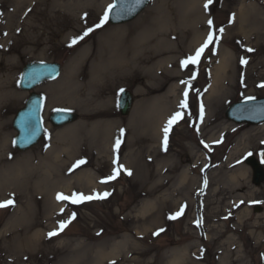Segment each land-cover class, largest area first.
<instances>
[{
	"label": "rangeland",
	"instance_id": "obj_1",
	"mask_svg": "<svg viewBox=\"0 0 264 264\" xmlns=\"http://www.w3.org/2000/svg\"><path fill=\"white\" fill-rule=\"evenodd\" d=\"M2 1L0 0V3ZM113 1L108 0L104 14L108 12ZM163 1L167 0H151L146 10L132 22L115 26L109 24L107 20L100 27L96 25L76 44H71V41L83 35L84 32L67 39L61 38L54 44L50 54L44 56L32 54L29 52L31 45L20 49L15 61L18 65L15 75L18 100L8 107L9 113L0 125V170L15 166L20 162L19 160L29 156H36V164L39 165L46 157L54 160L58 155L61 163L54 173L56 175L59 172V175L60 173L63 175V171L67 172L70 169L69 180L73 186L66 189L61 183L57 186L56 198L60 194L90 196L107 192L111 195L104 199H93L80 204L58 200V207L50 210L49 215L46 216L43 215V210L47 208L46 202L43 199L34 202L39 195L34 196L33 190L29 191L31 194L29 193L28 196L23 193V190H18L16 194H24V196L17 200L11 198L12 194L0 196V202L9 199L13 201L12 205L0 208V264H75L74 261L76 264H85L86 261L83 260L88 257L92 261L99 248L102 249L106 245L109 246V251L115 244L127 241L126 248L115 257L97 260V262L89 261V264H171L175 251L184 253L183 259L178 264H264V211L256 212L254 209L255 205H260L264 210V184L260 188L254 186L252 170L245 160L248 155H255L264 163V156H262L264 132L257 130L250 134L249 147L236 160L228 162L230 153L244 131L261 125H237L226 118L225 112L231 104L238 101L248 100L249 97L254 99L264 97V87H261L264 85V75H262L264 53L253 57L246 51L249 46L256 44L252 37L249 39L250 43L245 42V37L242 35L239 37L226 34L237 18L238 8L243 0H212L207 9L204 6L208 0L203 1L202 7L207 12V20L212 21V26L210 28L208 24L206 29L203 27L195 29L201 33V36L205 35L204 42L192 47L195 36L190 37L185 32L180 36L179 60L181 61L195 54L196 50L205 43L209 32L213 33L214 41L218 37L219 42L209 44L198 64H189L186 67L180 64L178 68L170 67L171 75L165 74L162 83L163 92L179 84L178 82L184 81L178 89L180 98L176 102V105L180 107L182 118H178L173 124L167 147L163 143V134H161V145H152V141L143 146L133 144L136 137L132 135L130 119L141 101L137 91L142 88L140 84L146 81L142 73L135 75L130 82L117 88L111 105H105V103H95L89 107L86 105V112L69 108L61 103L50 105L52 93L49 86L55 85L63 78L69 64L79 52L88 48V57H92L98 48L100 36L105 30L125 26L133 29L144 16L158 8L159 3ZM259 3L264 2L259 0ZM6 15L7 13L0 6V29L6 28L1 24ZM220 28L224 29L223 33L219 32ZM132 33L134 35L135 31ZM8 34L9 31H6L4 36L0 37V43L7 40ZM48 37L45 35V38ZM11 40L9 39V43ZM43 41L46 42L45 39ZM225 45L238 53L240 60L235 65L234 89L230 98L222 105L219 115V122L224 123L228 128L214 135L204 128L208 125L209 115H215L216 112L207 110L204 103L213 83L214 68L220 58V49ZM48 47L43 45L42 49ZM184 53H186L185 57ZM241 58L247 63L241 64ZM33 62H58L62 65V72L57 80L46 82L37 89L45 100L43 109L45 136L42 142L33 149L20 153L14 146L16 132L12 123L16 112L24 106L29 96L19 87L23 67ZM85 70L87 72L88 69H81L80 72L84 73ZM250 70L255 73L249 75ZM180 71L188 75L186 80L181 79L178 74ZM246 84L252 86L245 89ZM186 89L187 97L184 95ZM125 90L130 91L134 97V105L128 117H123L119 110L120 95ZM163 92L152 94V98ZM185 99L187 106L182 108L181 103ZM201 105L203 117H201ZM58 110L73 111L78 114L79 119L69 126L54 128L49 122V116ZM108 111L111 113H107ZM170 117L164 122V127ZM104 121L114 122L115 130L112 135H106L101 130L99 124ZM80 124H85L84 131L77 136L78 139L75 142L80 153L72 159V156L68 155L69 158L66 159L64 156L67 154L61 153L63 148L58 145L59 136L69 129L77 128ZM212 136L215 141L210 142ZM5 139L7 150L2 153V144ZM117 139L121 141L118 150L115 148ZM142 149L145 151L142 152ZM157 152H160L159 156ZM69 159L72 160L70 163ZM114 160L116 163H113ZM78 161H84V163L77 166ZM118 165L123 166L119 174L115 179L108 180ZM164 165H167L165 169L176 166L177 177L186 172L189 177L186 184L178 186L171 183L160 188V185H163L160 174ZM207 167L210 169H206ZM218 169L228 173V176L243 169L246 175L237 183L229 181L228 178L225 182L219 183V177L214 176ZM38 172L42 171L38 170ZM128 172H131V175H128ZM80 173H88V177L93 180L95 186L81 188L76 181ZM192 179L198 182H191L186 189L185 186ZM178 187L184 188V192L176 191ZM151 188L152 192H150ZM37 192L40 193V191ZM29 197L34 198L33 213L35 216L39 215V218L41 216L39 225L45 231L36 239L39 247L32 255L28 253L20 255L19 260L14 261V259H8L11 256L9 254L11 232L5 233L4 230L18 206L27 202ZM147 205L149 206L144 212ZM181 208L184 211L180 217L169 219ZM73 213H75V219H72L68 226L60 231V222L68 221ZM161 229L163 231H160ZM54 231L58 234L50 237L49 233ZM134 259H139L138 263H134Z\"/></svg>",
	"mask_w": 264,
	"mask_h": 264
},
{
	"label": "bare ground",
	"instance_id": "obj_2",
	"mask_svg": "<svg viewBox=\"0 0 264 264\" xmlns=\"http://www.w3.org/2000/svg\"><path fill=\"white\" fill-rule=\"evenodd\" d=\"M203 1L205 0L163 1L159 3V7L157 4L159 9L150 11L133 29L125 26L105 30L100 36L94 55L88 57V48L83 49L69 64L63 78L55 85L49 86L52 93L50 105L61 103L83 112L87 110L86 105L87 107L95 103L111 105L114 102L117 88L130 82L135 75L142 73L145 76L144 81H146L140 84L142 88L137 91L141 101L130 119L132 135L136 137L133 144L143 146L152 141V145H161L164 122L169 116L172 117L177 112L181 113L176 102L180 98L178 89L184 81L178 82L179 84L173 85L165 92H163L162 83L165 74L171 75L170 67H180L182 62L179 60L181 56L180 36L182 34L188 33L190 37L195 36L193 44H191L192 47L204 42L205 35L201 36V33L195 29L197 27L208 28L207 12L202 7ZM260 1L264 2V0ZM13 2H15L14 5H11ZM258 3L259 0H243L242 5L238 8L237 18L226 32L231 36H244L245 42L251 43L249 41L251 37L255 39L256 44L247 48L253 49L250 52L253 57L264 53V3ZM107 4L108 0H3L0 3L4 12L7 13L1 23L6 28L0 29V37L9 31L7 40L0 43V125L9 113L8 107L18 100L15 80L18 65L15 61L20 49L31 45L32 48L29 52L32 54L39 56L50 54L54 44L61 38L67 39L81 34L99 24ZM133 31H135L134 35H132ZM188 31L192 33L190 34ZM31 34H33V38ZM45 35L49 37L45 38ZM9 39H12L10 43ZM44 39L46 42L43 41ZM43 45L49 47L42 49ZM40 49L42 52L39 51ZM183 56L185 57L186 53ZM239 60V54L233 49L226 45L220 49V58L214 68L213 83L204 103L207 110L216 112L215 115H209L208 125L204 128L214 135L216 132H223L228 128L224 123L219 122V115L222 105L230 98L234 89V70ZM84 68L88 69L87 72L86 70L84 73L80 72ZM251 70L249 75L255 73ZM178 74L184 80L188 77L184 71H180ZM262 75H264V71ZM251 86L246 84L245 89H249ZM159 91H162L163 94L152 98V94ZM99 125L106 135L114 133V122L104 121ZM84 127L85 124H80L77 128L69 129L59 136L58 145L63 148L61 153L67 154L64 156L66 159L71 156L72 159L77 153H80L75 142L78 139L77 136L84 131ZM257 130L264 132V125L244 131L230 153L228 162H233L240 157V154L250 145L249 135ZM94 135L96 137V133ZM213 141L215 139L212 136L210 142ZM2 148V153H5L7 150L6 139ZM148 148L149 146L146 151ZM144 151L145 149H142V152ZM159 154L160 152L157 155L159 156ZM68 155L70 156L68 157ZM55 157L54 160H49L46 157L37 165V157L29 156L19 160L20 162L15 166L0 170V196L12 194L11 198L17 200L24 196L19 193L17 195L18 190H23L26 196L31 194L30 190H33L34 196L39 195L34 202L39 199L45 200L47 208L43 210V215H49L50 210L58 207L57 186L61 183L63 186L65 185L66 189L73 186L69 180L70 169L67 172L63 171V175L61 173L59 175V172L55 175L54 170H57L61 163L59 156ZM71 161L69 159V163ZM165 167L167 165L163 166V171L161 170L160 174V178L163 179V185H160V188L171 183L178 184V186L186 184L189 179L186 172L177 177L178 168L176 166L166 169ZM206 169L209 170L210 167ZM224 169L226 170V168ZM38 170L42 172L39 173ZM172 174H174L173 177ZM245 175L246 172L243 169L233 172L229 176L228 173L219 171V169L214 174L215 177H219V183L225 182L226 178L237 183L243 180ZM76 181L81 188L82 186L90 188L95 186L93 180L88 177V173H80L76 177ZM191 182L197 183L198 180H189L185 186L186 189ZM183 190L184 188L179 189L178 187L176 191L184 192ZM150 192H152V188ZM31 198L29 197L27 202L18 206L4 230L5 233L11 232L9 235L12 237L9 239V254L11 256L8 259H14V261H18L20 255L27 253L32 255L39 247L36 239L41 237L45 231L39 225L41 216L39 218V215L35 216L33 213L34 198ZM148 206L145 207L144 212ZM127 243L128 241L115 244L109 251V246L105 245L104 248L98 249L92 261L88 257L83 261H86L85 264H89L97 262V260L115 257L122 249L126 248ZM183 254L175 251L170 263L178 264L183 259ZM138 260L134 259L133 262L138 263ZM74 263L76 264L75 261Z\"/></svg>",
	"mask_w": 264,
	"mask_h": 264
},
{
	"label": "water",
	"instance_id": "obj_3",
	"mask_svg": "<svg viewBox=\"0 0 264 264\" xmlns=\"http://www.w3.org/2000/svg\"><path fill=\"white\" fill-rule=\"evenodd\" d=\"M150 0H115V4L109 12L111 24L127 23L135 19L148 5ZM60 65L50 63H31L24 67L20 81L23 91L31 92L46 80H52L59 76ZM133 104L132 94L128 91L122 93L120 110L123 116H128ZM43 98L32 92L26 106L19 110L14 119V129L18 132L15 138V147L23 152L37 145L43 137V124L41 118ZM229 120L237 124L247 123L257 125L264 122V99L248 100L232 105L226 113ZM78 116L72 112L56 111L51 114L50 121L54 127H62L73 123ZM247 163L253 170V184L261 186L264 183V168L255 158L250 157ZM256 212L261 210L255 208Z\"/></svg>",
	"mask_w": 264,
	"mask_h": 264
},
{
	"label": "snow or ice",
	"instance_id": "obj_4",
	"mask_svg": "<svg viewBox=\"0 0 264 264\" xmlns=\"http://www.w3.org/2000/svg\"><path fill=\"white\" fill-rule=\"evenodd\" d=\"M136 3L137 4L141 3V0H136ZM211 3H212V0H208V3L205 4L204 7L207 9L208 6H209V4H211ZM111 7H113V6H110L109 7V11L111 10ZM108 19H109L108 12H105V14H104L103 18L101 19L100 23L97 24V27H100L101 25H103L105 22H107ZM208 24H209V27L211 28L212 21L209 20L208 21ZM90 31H92L91 28H89L88 30H86L83 33V35L79 36L78 38H73V40L71 41V44H76L78 42V40H82L85 36H87L89 34ZM223 31H224L223 28H220L219 29V32L220 33H223ZM213 42L218 43L219 42V38L216 37L215 38V41H214V35H213V33L212 32H209L208 37H207L205 43L200 48H198L196 50V52H195L194 55L189 56L187 59L183 60L181 62L182 66L183 67H186L189 64H192V65L198 64V62L200 60V57L203 54L204 50L206 48H208L209 44H211ZM246 51L251 52V51H253V49L249 48ZM240 63L241 64H246L247 61L245 59L241 58ZM261 87H264V85H261ZM184 95H185V97H187L188 93L185 92ZM248 99L251 100V99H254V98L249 97ZM186 106H187V101L185 99V101H183L181 103V107L184 108ZM200 111H201V117H203V106L202 105H201V110ZM178 118H182L181 117V113H179V112H177L175 115H173L169 119V121L167 122V124L165 125V127L163 128V136H164L163 143H164L165 147H167V144H168V137H169L170 130H171L173 124L175 122H177ZM121 135H123V130H121ZM120 143H121V141L119 139H117L116 140V144H115V148L117 150L120 147ZM205 147H207V145H205ZM262 156H264V154H262ZM82 163H84V161H78L77 162V166H79V164H82ZM113 163H116V161L114 160ZM122 167H123L122 165H118L117 168L113 171V174L110 177H108V180L115 179V177L119 174V171H120V169ZM127 174L128 175H131V172H128ZM109 195H111V193H107V192H105L103 194H95V195H90V196H85L83 194H73L72 196H65V195L60 194V195L57 196V199L58 200L69 201L72 204H80V203H83V202H86V201H92L93 199H104V198H106ZM12 204H13V201L11 199H9V200L0 202V208L7 207V206H10ZM183 211H184V209L181 208L179 212H177L174 216H170L169 219H176V218L180 217L183 214ZM72 219H75V213L72 214V216L69 218L68 221H62V222H60L59 230L60 231H63V229L67 226L68 223L71 222ZM199 226H200L199 225V222H197V227H199ZM160 231H163V229H161ZM57 234H58V232L54 231V232L49 233V236L51 237V236H55Z\"/></svg>",
	"mask_w": 264,
	"mask_h": 264
}]
</instances>
